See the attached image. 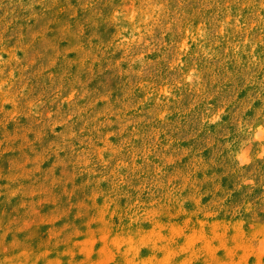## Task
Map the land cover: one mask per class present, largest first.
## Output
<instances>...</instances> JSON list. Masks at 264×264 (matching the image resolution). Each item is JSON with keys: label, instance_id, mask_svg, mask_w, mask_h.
<instances>
[{"label": "rangeland", "instance_id": "rangeland-1", "mask_svg": "<svg viewBox=\"0 0 264 264\" xmlns=\"http://www.w3.org/2000/svg\"><path fill=\"white\" fill-rule=\"evenodd\" d=\"M0 264H264V0H0Z\"/></svg>", "mask_w": 264, "mask_h": 264}]
</instances>
